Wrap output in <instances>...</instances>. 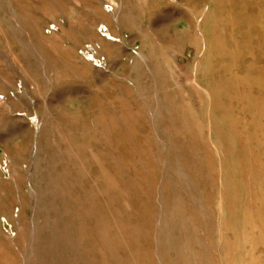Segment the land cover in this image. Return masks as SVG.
I'll list each match as a JSON object with an SVG mask.
<instances>
[{
	"label": "rangeland",
	"instance_id": "obj_1",
	"mask_svg": "<svg viewBox=\"0 0 264 264\" xmlns=\"http://www.w3.org/2000/svg\"><path fill=\"white\" fill-rule=\"evenodd\" d=\"M0 264H264V0H0Z\"/></svg>",
	"mask_w": 264,
	"mask_h": 264
},
{
	"label": "bare ground",
	"instance_id": "obj_2",
	"mask_svg": "<svg viewBox=\"0 0 264 264\" xmlns=\"http://www.w3.org/2000/svg\"><path fill=\"white\" fill-rule=\"evenodd\" d=\"M256 27V26H255Z\"/></svg>",
	"mask_w": 264,
	"mask_h": 264
}]
</instances>
